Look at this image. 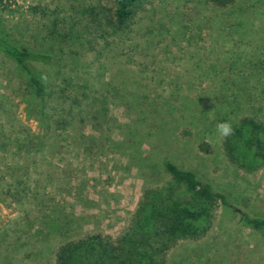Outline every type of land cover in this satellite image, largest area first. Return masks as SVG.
I'll return each mask as SVG.
<instances>
[{"label":"rangeland","instance_id":"obj_1","mask_svg":"<svg viewBox=\"0 0 264 264\" xmlns=\"http://www.w3.org/2000/svg\"><path fill=\"white\" fill-rule=\"evenodd\" d=\"M116 1L5 0L0 23L12 41L34 47L55 18H102ZM133 29L127 41L139 48L113 45L105 80L120 85L121 70L130 69L177 131L143 150L114 145L139 122L140 109L113 98L102 128L91 121L61 127L55 119L43 126L27 104L25 75L0 50V264H55L68 240L118 237L144 189L166 180L167 158L264 218V167L232 165L217 127L247 116L264 120V0H239L227 10L204 0H144ZM202 143L210 153L199 150ZM164 264H264V234L219 208L208 234L180 242Z\"/></svg>","mask_w":264,"mask_h":264},{"label":"trees","instance_id":"obj_2","mask_svg":"<svg viewBox=\"0 0 264 264\" xmlns=\"http://www.w3.org/2000/svg\"><path fill=\"white\" fill-rule=\"evenodd\" d=\"M143 1L117 0L113 13L102 18L100 13L91 12V20L83 13L73 23L55 18L42 34L39 32L34 47L23 48L12 41L0 23V50L25 75L30 95L27 104L31 112L40 115L43 126L55 119L61 127L91 121L102 128L108 123L102 122V118L108 114L113 98L122 101L129 110L140 109L139 122L126 127L127 135L114 145L133 148L138 144V149L143 150L147 143L151 145L157 140L167 143L176 137L174 123L163 116L158 98L144 91L145 86L134 72L121 70L127 76L120 85L105 80V59H109L113 45L128 44L134 51L140 46L127 39H134L133 27ZM204 1L220 10L233 9L239 2ZM0 5L8 8L5 0H0ZM146 37V42L151 40ZM230 127L231 133L223 138L226 159L246 170L264 167V120L247 116ZM107 141L112 142L110 136ZM198 148L210 153L207 143ZM162 165L166 180L144 189L127 229L118 237L96 233L68 240L58 247L55 264H164L167 254L180 242L200 240L208 234L219 208L238 213L247 227L264 234V218L243 209L196 172L170 158L163 159Z\"/></svg>","mask_w":264,"mask_h":264},{"label":"clouds","instance_id":"obj_3","mask_svg":"<svg viewBox=\"0 0 264 264\" xmlns=\"http://www.w3.org/2000/svg\"><path fill=\"white\" fill-rule=\"evenodd\" d=\"M217 127H218V131L225 136L229 135L232 131L230 125L226 123H221Z\"/></svg>","mask_w":264,"mask_h":264}]
</instances>
